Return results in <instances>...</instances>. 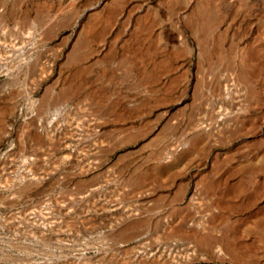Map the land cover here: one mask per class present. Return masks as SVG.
Here are the masks:
<instances>
[{
  "label": "rangeland",
  "instance_id": "rangeland-1",
  "mask_svg": "<svg viewBox=\"0 0 264 264\" xmlns=\"http://www.w3.org/2000/svg\"><path fill=\"white\" fill-rule=\"evenodd\" d=\"M0 264H264V0H0Z\"/></svg>",
  "mask_w": 264,
  "mask_h": 264
},
{
  "label": "bare ground",
  "instance_id": "bare-ground-1",
  "mask_svg": "<svg viewBox=\"0 0 264 264\" xmlns=\"http://www.w3.org/2000/svg\"><path fill=\"white\" fill-rule=\"evenodd\" d=\"M224 83H226V82H224ZM225 85V84H224ZM227 85V84H226ZM225 90V89H224Z\"/></svg>",
  "mask_w": 264,
  "mask_h": 264
}]
</instances>
